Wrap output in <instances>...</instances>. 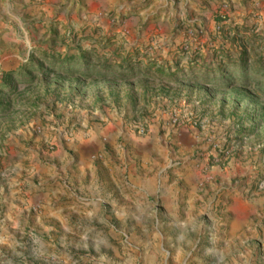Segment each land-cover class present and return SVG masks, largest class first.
<instances>
[{
  "label": "rangeland",
  "instance_id": "1",
  "mask_svg": "<svg viewBox=\"0 0 264 264\" xmlns=\"http://www.w3.org/2000/svg\"><path fill=\"white\" fill-rule=\"evenodd\" d=\"M179 1L0 0V264H264V0Z\"/></svg>",
  "mask_w": 264,
  "mask_h": 264
},
{
  "label": "crops",
  "instance_id": "2",
  "mask_svg": "<svg viewBox=\"0 0 264 264\" xmlns=\"http://www.w3.org/2000/svg\"><path fill=\"white\" fill-rule=\"evenodd\" d=\"M154 1H158L157 2L158 5L165 6V7L167 6L161 12V21H165L167 24H171V22L175 18V14H176V11H177V9L173 7V5L175 4L174 3V0H153V2ZM202 1L203 0H181V1H179V2L176 3V7L179 4H180V7L181 6L183 7V6H188L189 5L188 7H189L190 10H196L197 7L195 8V6L197 4L202 3ZM208 2H210V1H208ZM157 8L158 7H156L155 9H157Z\"/></svg>",
  "mask_w": 264,
  "mask_h": 264
}]
</instances>
